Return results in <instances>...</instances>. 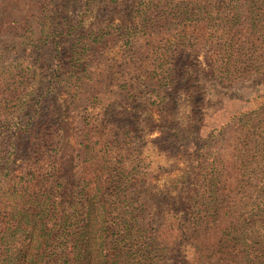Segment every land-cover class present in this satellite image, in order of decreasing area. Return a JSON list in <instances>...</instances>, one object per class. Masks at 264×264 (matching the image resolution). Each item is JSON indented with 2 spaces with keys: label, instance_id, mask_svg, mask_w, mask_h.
Segmentation results:
<instances>
[{
  "label": "trees",
  "instance_id": "trees-1",
  "mask_svg": "<svg viewBox=\"0 0 264 264\" xmlns=\"http://www.w3.org/2000/svg\"><path fill=\"white\" fill-rule=\"evenodd\" d=\"M51 4L4 0L1 23L5 30H15L28 23L24 13L33 18L36 8L46 18ZM158 7L169 11L162 15L154 11ZM142 12L144 33L153 36L166 29L152 47L143 44L150 49L147 55H161L157 65L147 68L164 82L177 73L176 53L189 50L209 55L206 75L215 86L252 80L264 84V0H150ZM41 33L48 34L45 28ZM42 37L35 36L34 44H41ZM136 43L129 51L134 59L140 56ZM95 52L91 49V57L99 55ZM84 53L82 47H73L79 74L96 63ZM180 70L192 79L205 74L190 65ZM256 104L217 131L195 133L192 175L182 176L177 195L167 190L163 198L155 194L150 173L139 180L114 175L109 168L103 188L101 176L92 174L99 169L94 154L81 173L73 156L78 150L70 147L72 156H66L69 118L57 116L54 135L59 146L17 142L12 145L14 158H5L0 168V186L10 198L0 208V264H264V95ZM191 107L197 113L213 111L202 98ZM194 121L189 120L190 126ZM222 135L225 140L219 142ZM21 148L41 157L34 168L19 166L14 176Z\"/></svg>",
  "mask_w": 264,
  "mask_h": 264
},
{
  "label": "rangeland",
  "instance_id": "rangeland-1",
  "mask_svg": "<svg viewBox=\"0 0 264 264\" xmlns=\"http://www.w3.org/2000/svg\"><path fill=\"white\" fill-rule=\"evenodd\" d=\"M149 1L52 0L43 14L46 18L34 8V19L24 13L28 23L22 22L15 30H11L13 26L5 30L1 23L5 16L0 13V168L5 158H14L12 145L17 142L59 146L54 135L56 119L67 114L71 127L67 159L72 156L70 147L76 148L78 153L73 156L83 173L91 164L90 156L96 155L99 169L92 174L101 176L103 188L110 168L114 175L138 176L139 180L150 173L151 186L162 198L167 190L172 195L181 191V178L197 157L195 133L217 131L237 113L255 108L258 97L264 95V84L252 80L215 86L206 75L209 55L189 50L176 53L177 73L168 82L153 69L148 72L147 66L157 65L161 55H147L150 49L143 44L152 47L166 30L153 36L142 30V11ZM154 11L164 15L169 8ZM43 28L48 34L41 33ZM63 30L68 34L62 35ZM37 35L44 38L36 45ZM136 41L138 59L129 53ZM88 44L91 46L86 47ZM74 46L82 47L86 56L91 57V49L99 54L91 57L96 63L84 74L78 73L81 64L72 57ZM107 60L113 63L109 65ZM189 65L204 71L202 78L184 76L180 68ZM201 98L205 108L213 107L210 114L207 109L201 113L192 110ZM189 120H195V125L190 126ZM223 140L222 135L219 142ZM40 157L21 148L14 176L20 173L19 166L34 168ZM3 174L0 172V184ZM9 199L0 186V208Z\"/></svg>",
  "mask_w": 264,
  "mask_h": 264
}]
</instances>
